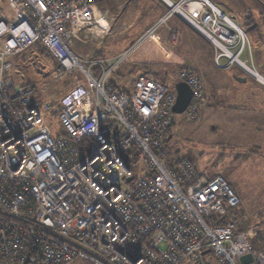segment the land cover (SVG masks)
Listing matches in <instances>:
<instances>
[{
	"label": "built area",
	"instance_id": "obj_1",
	"mask_svg": "<svg viewBox=\"0 0 264 264\" xmlns=\"http://www.w3.org/2000/svg\"><path fill=\"white\" fill-rule=\"evenodd\" d=\"M100 0H6L0 19V264H264L253 230L230 215L240 198L220 174L207 176L186 158L166 161L175 91L141 74L132 91L110 79L118 62H81L75 39L109 30ZM167 15L125 50L126 57L174 13L211 42L229 67L256 75L241 56L250 48L235 15L213 0H167ZM41 42L54 74L78 75L58 101L6 75L10 57ZM249 50V49H248ZM216 51V52H217ZM249 62V61H248ZM95 68L100 71L95 72ZM192 89L185 110L199 120L200 77L179 68ZM52 109L60 128L48 119Z\"/></svg>",
	"mask_w": 264,
	"mask_h": 264
},
{
	"label": "rangeland",
	"instance_id": "obj_2",
	"mask_svg": "<svg viewBox=\"0 0 264 264\" xmlns=\"http://www.w3.org/2000/svg\"><path fill=\"white\" fill-rule=\"evenodd\" d=\"M0 2L2 3L3 0H0ZM213 2L217 5H219L218 2L224 5L227 3L229 9L222 7L230 14L235 15L240 25L244 26V29L246 26L245 18L249 14L248 11L253 13L260 9V3L257 0L240 1V3L247 6V10L239 8L238 0H213ZM237 8L239 9L236 10ZM4 10L0 8V19L4 16ZM261 23H264V21ZM160 31L155 33L154 36L144 39L134 48L135 51L131 50L126 57L121 59L119 58L125 47L117 48L115 44L119 42L116 41V36L120 34V30H114L111 36L103 41L101 40L102 43L98 45L94 44L101 42L102 37L92 35L86 37L83 34L78 42L73 43V50L80 56L81 62L86 66H88L87 62L96 59L105 60V64L109 67L118 62L110 75V79L119 83L122 87H126L129 91H132L135 81L141 74H154L169 86L170 91H174V75L179 68L191 66L199 71H195V73L199 77L201 76L204 86V97L198 104L200 118L199 120H189L184 112L173 113V125L169 132L172 138L167 144L166 161L169 164L177 158H186L195 163L200 171L206 174H220L228 179L240 198L239 205L233 209L230 215L238 220L241 227L253 230L250 236L251 243L254 249L261 250L264 248V133L255 135L252 129H244L246 142L240 140L237 143L232 133L229 134L227 131L225 103L228 99L226 98L227 83L231 82L230 71L227 70L229 65L225 58H221L220 64L222 66L217 64L215 55L218 51L209 40L203 38L204 36L201 33L197 37H188L184 34L185 36L180 37L178 46H162L160 42L164 33ZM131 33L124 30L123 34L130 35ZM156 35L157 37H155ZM140 38L141 35L135 40L134 44ZM248 49L241 56L243 60H246ZM28 61V65H25H31L32 68H35L34 70L38 69L39 72L35 71L31 75L24 76L11 69L9 73L16 83L28 82L33 84L38 91V95L42 98L56 102L64 95L65 91L77 85V76L80 74H71L66 78L59 79L53 71L57 67L55 62L44 56L41 60L30 56ZM248 61L247 64L253 70L257 72V68L260 70L257 64L254 65ZM237 66V64H232L230 66L231 70L237 69ZM28 69L31 71L30 66ZM25 73L26 71H24ZM250 75L259 79L257 75ZM72 81L74 83L71 85L70 82ZM47 113L48 119L52 118L55 127L60 128V122L56 114H53L52 109L48 110ZM238 130L242 132V128H238ZM233 142L237 144H233ZM252 144L254 145L252 146ZM255 145L259 151H257ZM210 257V254L205 256L206 259H210ZM212 260L214 264H217L218 259L216 256L215 258L212 257ZM71 264L91 263L79 259Z\"/></svg>",
	"mask_w": 264,
	"mask_h": 264
},
{
	"label": "crops",
	"instance_id": "obj_3",
	"mask_svg": "<svg viewBox=\"0 0 264 264\" xmlns=\"http://www.w3.org/2000/svg\"><path fill=\"white\" fill-rule=\"evenodd\" d=\"M170 1L177 2L178 0ZM238 1L239 8H245V10L248 9L244 3H240V1L243 2V0ZM257 1L260 3V9L253 13L248 11L249 14L245 18V31L250 42V48L246 53V58H248L252 64H257L259 66L260 70L257 68L258 72H255L264 77V23H261L264 21V0ZM218 4L220 7L224 6L229 9V5L227 6V3L224 5L223 3L218 2ZM97 7L107 12L108 23L111 28L109 33L103 36L100 41H103L107 37L111 36L114 30H120V34L116 36V41L119 42L115 44L117 48L125 47V50L132 47L135 40L140 35L144 34L145 31L157 23L160 18L165 16V14H167L170 10L167 0H100L97 2ZM236 10L235 12H237ZM124 30L132 33L130 35L123 34ZM160 30L164 33L161 36L160 42L162 46H178L180 43V37L185 36L184 34L188 37H197L201 35L198 30L191 26L177 13L171 15L166 22L158 28L156 33H159ZM82 35L83 34H81V36ZM155 37H157V35ZM121 38L123 40H120ZM75 41L78 42V39H75L74 43ZM102 41L94 45L101 44ZM30 56L37 60L38 58L40 60L42 59L38 53L26 50L18 55L10 57L12 61L11 69H14L16 73H20L24 76L31 75V73L35 71L37 72L38 69L34 70L35 68H32L31 65H29L31 69L30 71L28 69L29 66L25 65H28V58H30ZM209 58L211 59V57ZM187 67L199 72L195 67ZM237 67L238 68L234 70H231V67H229L230 69L227 67V70L230 71L229 74L231 82L227 83L228 87L226 89V98L228 99L225 104L227 111V131L229 134L232 133L234 140L238 143L240 140L246 142L244 139V129H252L255 135L264 133V81L260 78L258 79L251 76L239 66ZM24 71H26L25 74ZM6 75L13 81L14 84L23 86L30 84L28 82L16 83L15 80L11 78V74L9 72H7ZM238 128H242V132H239ZM237 143L233 142V144ZM253 145L254 144H252V146ZM256 148L257 151H259L257 146ZM226 180L230 184V181L228 179ZM262 239L263 237L261 240Z\"/></svg>",
	"mask_w": 264,
	"mask_h": 264
},
{
	"label": "water",
	"instance_id": "obj_4",
	"mask_svg": "<svg viewBox=\"0 0 264 264\" xmlns=\"http://www.w3.org/2000/svg\"><path fill=\"white\" fill-rule=\"evenodd\" d=\"M174 90L177 93V100L173 107V112L183 113L192 101V89L185 82H176L174 84ZM240 261L242 264H248L253 261V256L252 254H247L241 257Z\"/></svg>",
	"mask_w": 264,
	"mask_h": 264
},
{
	"label": "trees",
	"instance_id": "obj_5",
	"mask_svg": "<svg viewBox=\"0 0 264 264\" xmlns=\"http://www.w3.org/2000/svg\"><path fill=\"white\" fill-rule=\"evenodd\" d=\"M4 7H6V0H3V2L1 3L0 2V8H4ZM27 50H30L31 52L32 51H34V52H36V53H38L39 54V56L41 57V58H43V56L44 57H46V58H48L49 60H52V62H55V64H56V66H57V63H56V61L54 60V58L52 57V55H51V53L49 52V50L45 47V45L44 44H42L41 42H36L32 47H30L29 49H27ZM26 51V50H25ZM45 68H46V66H44ZM95 70V72L96 73H98L100 70L98 69V68H95L94 69ZM146 74H148V73H146ZM200 80H201V78H200ZM202 82V81H201ZM68 83V82H67ZM71 83V85L74 83L73 81L72 82H70ZM79 82H77V84H78ZM24 86H28V87H33V88H35V86L33 85V84H28V85H24ZM76 85H74V86H72L71 88H73V87H75ZM202 87H203V97H204V86H203V83H202ZM70 88V89H71ZM126 88V87H125ZM36 89V88H35ZM69 89V90H70ZM37 90V89H36ZM69 90H67V91H65V93L64 94H66ZM174 90V89H173ZM175 91V90H174ZM63 96V95H62ZM203 99V98H202ZM53 102H55V101H53ZM54 114V113H53ZM55 114H56V111H55ZM52 125H53V123H52ZM173 125V122H172V124H171V126ZM171 126H169L168 127V129H167V131H168V134H169V132H170V130H171ZM171 137L169 138V140L167 141V143H166V145H165V148H167L168 149V147H167V144H168V142L171 140V138H172V135L171 134H169ZM194 165H195V163H194ZM197 167V166H196ZM198 168V167H197ZM199 169V168H198ZM200 170V169H199ZM202 172V171H201ZM202 173H204V172H202ZM204 174H206V173H204ZM207 176H214V175H216L215 173L214 174H206ZM225 178V177H224ZM230 186H231V184H229ZM232 187V186H231ZM233 188V187H232ZM234 189V188H233ZM235 190V189H234ZM236 192V191H235Z\"/></svg>",
	"mask_w": 264,
	"mask_h": 264
},
{
	"label": "flooded vegetation",
	"instance_id": "obj_6",
	"mask_svg": "<svg viewBox=\"0 0 264 264\" xmlns=\"http://www.w3.org/2000/svg\"><path fill=\"white\" fill-rule=\"evenodd\" d=\"M212 257L215 258L213 255H211V257H210L211 260L208 259V262H207L208 264H210V263H211V264H214V263H213V260H212Z\"/></svg>",
	"mask_w": 264,
	"mask_h": 264
},
{
	"label": "bare ground",
	"instance_id": "obj_7",
	"mask_svg": "<svg viewBox=\"0 0 264 264\" xmlns=\"http://www.w3.org/2000/svg\"><path fill=\"white\" fill-rule=\"evenodd\" d=\"M255 73L262 81H264V77L263 76H261L260 74H257V72H255Z\"/></svg>",
	"mask_w": 264,
	"mask_h": 264
},
{
	"label": "clouds",
	"instance_id": "obj_8",
	"mask_svg": "<svg viewBox=\"0 0 264 264\" xmlns=\"http://www.w3.org/2000/svg\"><path fill=\"white\" fill-rule=\"evenodd\" d=\"M175 84V83H174Z\"/></svg>",
	"mask_w": 264,
	"mask_h": 264
}]
</instances>
